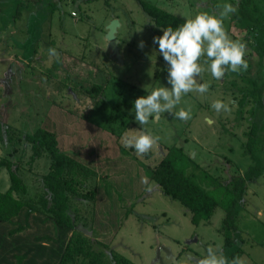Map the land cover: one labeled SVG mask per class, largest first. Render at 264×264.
I'll use <instances>...</instances> for the list:
<instances>
[{"label":"rangeland","instance_id":"obj_1","mask_svg":"<svg viewBox=\"0 0 264 264\" xmlns=\"http://www.w3.org/2000/svg\"><path fill=\"white\" fill-rule=\"evenodd\" d=\"M108 1L15 0L0 12V120L13 126L12 140L0 131V136L4 134L0 156L18 164L28 196L38 208L0 222V264H53L61 254L57 228L41 203L43 175L51 161L43 155L31 162L32 147L25 139L27 132L39 126L53 130L64 151L98 172L78 187L82 194L96 192L94 198L72 197L69 212L77 229L101 242L97 248H105L102 242L106 243L135 264H196L206 256L208 246L224 243L223 206L215 208L211 219L195 223L190 211L150 178L151 167L169 147H184L192 158L191 171L206 170L226 183L253 163L244 144L256 122L264 158V109L254 115L249 104L241 115L237 112L247 76L256 78L257 73L253 71L255 45L246 39L248 33L240 29L234 14L224 20V27L233 40L246 43L247 71L227 72L221 80L205 71L198 83L208 82V92L188 93L173 110L190 107L191 119L182 121L162 113L141 126L134 118V101L154 88H170L168 66L153 43L162 29L138 0ZM146 1L189 19L197 12L218 15V6L238 7L239 0ZM114 18L120 21V58L111 54L106 38ZM49 48L57 50L59 61L49 56ZM94 85L102 87L91 91ZM215 100L228 103L231 111L217 113L211 107ZM141 132L160 137L150 155H138L122 142L125 134ZM142 176L154 184L151 193L141 184ZM9 186V171L4 167L0 190ZM239 207L237 224L245 237L241 257H246L247 264H264V171L247 183ZM163 246L170 248L176 261Z\"/></svg>","mask_w":264,"mask_h":264},{"label":"trees","instance_id":"obj_2","mask_svg":"<svg viewBox=\"0 0 264 264\" xmlns=\"http://www.w3.org/2000/svg\"><path fill=\"white\" fill-rule=\"evenodd\" d=\"M138 1L156 27L161 29L168 26L176 28L186 20L157 4L146 0ZM106 3L109 4V1L106 0ZM233 18L238 21L240 29L248 33L246 39L254 37L255 51L261 58L264 57V12L260 0H239L238 11ZM246 82L247 85L240 91L237 112L241 115L247 105L251 104L249 110L255 115L264 109V82L248 76ZM101 87L94 85L91 91L98 92ZM12 129V125H4L0 120V131L7 134V139L12 140ZM256 129V122H253L244 144L245 152L250 155L253 163L244 174L232 181L220 182L206 170L199 174L191 171L190 154L184 147L176 145L169 147L149 171L150 178L159 184L166 195L180 201L190 211L195 223L211 219L218 205L224 207L225 215L220 231L224 236L222 249L229 260L235 256L241 257L244 253L241 242L245 237L237 224L239 200L246 191L247 183L264 171V158L259 151L263 138L256 135ZM3 135L0 136L2 139ZM25 139L32 147L31 162L43 155H48L51 161L48 172L43 175L44 194L41 196V203L43 209L50 213L58 231L61 254L53 264H135L106 243L102 242L105 248H97L96 243L101 242L78 230L69 212L74 195L95 197L96 192L82 194L78 187L90 177L97 176V170L64 151L59 145L57 134L47 127L39 126L34 131L27 132ZM147 154L150 155L151 151ZM4 167L9 171L10 186L5 191L0 190V222L11 221L25 209L28 213L38 209L28 196V185L19 172L18 164L11 158L0 156V173ZM211 185H216L223 193L220 194L219 189L211 188Z\"/></svg>","mask_w":264,"mask_h":264},{"label":"clouds","instance_id":"obj_3","mask_svg":"<svg viewBox=\"0 0 264 264\" xmlns=\"http://www.w3.org/2000/svg\"><path fill=\"white\" fill-rule=\"evenodd\" d=\"M218 7V15L197 12L178 27L168 26L161 30L162 35L153 37V43L158 44L159 53L168 66L167 83L170 88H154L146 96L138 97L134 101V118L139 125H147L150 118L159 119L162 113L171 114L182 121L191 119L190 107L173 110L188 93L203 95L208 92V82L198 83V78H202L205 71L210 72L215 80H221L227 72L240 74L247 71L246 43L233 40L224 27V20L230 14L236 13L238 7L230 3ZM139 47H144L143 41ZM48 54L59 61L60 54L55 48H49ZM211 107L217 113L231 111L229 104L222 100H215ZM159 140V136L148 132L131 136L125 134L122 137L124 146L134 148L138 155L149 153ZM140 182L145 186L146 192L151 193L154 190L155 186L149 182L147 176H142ZM196 264H247V259L235 256L229 260L222 247L208 246L206 256Z\"/></svg>","mask_w":264,"mask_h":264},{"label":"water","instance_id":"obj_4","mask_svg":"<svg viewBox=\"0 0 264 264\" xmlns=\"http://www.w3.org/2000/svg\"><path fill=\"white\" fill-rule=\"evenodd\" d=\"M120 26V21L118 18H114L111 20V22L108 24L107 26V34H106V38L108 40V45H109V48L111 50V54L113 56H116L118 58L121 57L120 55V51H119V46H118V43H119V39L117 37V32H118V28ZM197 239V238H196ZM165 250L168 252L169 255H171L172 259L174 261H176V258L175 256L172 254L170 248L168 247H165ZM160 253V249L158 250V254Z\"/></svg>","mask_w":264,"mask_h":264},{"label":"crops","instance_id":"obj_5","mask_svg":"<svg viewBox=\"0 0 264 264\" xmlns=\"http://www.w3.org/2000/svg\"><path fill=\"white\" fill-rule=\"evenodd\" d=\"M12 1H15V0H0V12L3 11L5 4L12 3ZM17 1L22 2L23 0H17ZM26 1L32 2L33 0L32 1L26 0ZM260 3H261V8L263 9V12H264V0H260ZM0 35H3V34L1 33ZM251 40H252V43L255 44V39L253 36ZM253 54H254L253 57H255L254 62H253V71L254 73H257L256 79H259L261 82H264V57L261 58L260 55L256 51H254Z\"/></svg>","mask_w":264,"mask_h":264}]
</instances>
